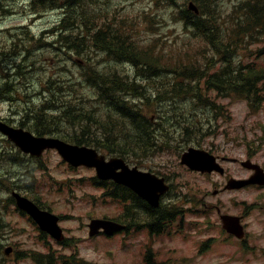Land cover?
<instances>
[{"label": "trees", "instance_id": "obj_1", "mask_svg": "<svg viewBox=\"0 0 264 264\" xmlns=\"http://www.w3.org/2000/svg\"><path fill=\"white\" fill-rule=\"evenodd\" d=\"M164 1L172 12V17L199 39V43L195 45V51L200 52L197 61H193L194 58L186 59V63H171L174 51L170 46H165L163 51H159L160 48L151 50L153 43L147 41L143 32L139 31L140 18L137 20L127 13H120L114 7L109 8L108 1L103 7L97 4V0H37L40 9L52 10L56 7L58 12H61L57 32L59 45L55 49L62 53L67 51L69 54L74 50L73 55L86 57L83 68L77 74L80 80L77 86L84 91L78 90L74 104L69 102L74 93L73 83L66 78L61 79L62 85L67 82L69 86L68 91L64 93V88L58 86L57 80L51 82L54 84V101H58L59 97L62 108L58 113L50 112L52 115L44 120L43 130L36 129L38 134H50L55 131L62 134L65 126H79L81 135L88 138L71 139L63 136L74 143L105 149L111 154L128 156L129 151H134L139 153L138 155H148L157 148V129L154 126L170 124V129H173L182 117L174 106H171L167 113L162 111L158 115L160 121L157 123H153L150 117L144 114L143 109L152 104L144 83L154 78H190L194 83L191 89L181 86L178 81L163 84V91L171 92L175 98H194L196 92L201 91L199 87H204L205 84L206 87L214 85L224 96L233 91L254 98L260 96V99L264 100V70H259L256 64L241 65L240 57L243 51L240 49L241 40L245 44L253 37L257 40L264 39V0H242L237 8L238 22L227 30L219 23L223 17L218 15L215 0H192L199 12L197 15L188 9V0ZM66 31L73 32L72 36L76 41L67 37ZM205 47L207 51H204ZM4 50L0 48V54H3ZM158 52L160 55L165 54V57L160 59ZM99 53L107 55L111 61L103 71H96L95 65L90 63V55ZM182 55L188 58L185 51ZM217 61L221 67L213 72ZM97 64L99 65V62ZM126 67L139 73L140 78L144 80L137 86L126 87L125 81L130 75L129 71L124 70ZM62 70L70 72L63 67ZM63 76L66 77V74ZM199 80L203 83L199 84ZM112 82H115L114 87H110ZM151 83L149 82V86ZM100 85L104 88L100 89ZM169 85L171 89H167ZM159 98V103L164 105V95ZM91 99L96 105H86ZM50 101L52 99L47 100L45 104ZM188 115L194 118L193 113ZM101 116L104 121L100 119ZM111 116H117V121L121 118L128 123L123 128L124 134L121 129L114 128L110 122ZM61 117L65 120L63 124ZM189 124H193V121ZM101 137L104 140H101ZM129 145L130 150L126 148Z\"/></svg>", "mask_w": 264, "mask_h": 264}, {"label": "rangeland", "instance_id": "obj_2", "mask_svg": "<svg viewBox=\"0 0 264 264\" xmlns=\"http://www.w3.org/2000/svg\"><path fill=\"white\" fill-rule=\"evenodd\" d=\"M150 1L111 0L110 7H116L121 9L122 12H127L134 16L141 12L146 17L152 16L148 20L150 24L149 31L155 35L154 39L159 40L158 43L160 44L168 41L167 36L177 41L180 40L184 35L183 29L178 26H166L168 23L171 25L170 22L166 24L157 22V20L160 21V18H163L164 22L168 21V11L165 8L164 1H153L154 4H151ZM221 2L224 10L231 6V0H221ZM52 10L54 12L59 11L56 7ZM6 18L7 15H0V21ZM23 22L22 18L13 19L7 25L17 26L23 24ZM2 25L4 26L5 24L2 23L0 26ZM39 34L42 36V31ZM65 34L76 41V38L72 36L74 35L73 32L66 31ZM189 38V41H192V37L189 36ZM184 39L186 38L184 37L182 40ZM18 56L22 62L19 73L26 79L28 76V64L25 60L26 54L23 49H20ZM49 63L51 64L52 61L49 60ZM106 66V63L101 62L95 70L103 71ZM102 74L104 75L105 73ZM140 77L139 73L134 70L131 71L125 81V86L139 85L144 80ZM114 86L115 82H112L110 87ZM103 88L104 86L100 85V89ZM0 91L5 94L8 92L2 82H0ZM28 97L30 99L33 98L32 95H28ZM211 98H213L212 94ZM174 101H178V98H174ZM220 102V100L217 101V103ZM45 103H41L38 108L23 109L20 122L42 131L43 122L48 119L50 112L58 113L62 108V102L59 101L52 100L49 104ZM222 103L229 111L230 118L222 123L219 116L217 117L221 128L216 129L215 132H209L210 139L206 140L207 136H205L200 140L199 145L191 144L180 152L174 151L170 147V141L167 139L168 149L165 152L157 155L151 161L140 160L143 162L142 166L146 167L145 169H141L139 164H132L143 171L163 170L162 174L173 177L172 182L175 186L181 183H188L189 192L186 197L192 200L193 203H196V194H199L197 189L208 190L207 204L217 205L221 214L244 217L247 224L248 239L243 244L227 240L220 230L218 214L210 212L209 206H207V217L200 222V232L204 234L202 239L206 240L207 243L205 249L201 253L198 252L196 246L198 226H193L194 223L189 220L191 226L187 225L184 232L187 233V237L184 235L165 236L163 240L158 239L156 241L157 252L161 251L159 257L156 258L158 261L166 260L169 261V264H264V190L249 189L224 192L212 197V191L218 186L211 185V183L220 182L219 175L215 174L208 177L194 175L179 164L180 154L188 147H194L208 151L214 156L236 159L239 162L254 156L256 161L264 165V104L252 107L244 98L237 96L222 100ZM15 111L16 109L11 107L10 112L14 113ZM194 119H192V116H185L181 121L183 124H188ZM64 121V118L61 117L62 124ZM166 127L170 128V124H167ZM41 161L34 164L33 167L46 168L48 172H43L38 179L33 175L30 181L33 184L29 189L53 187L58 190L60 184L63 186L68 185L73 189L71 194L62 191L47 193L49 194L48 205L52 208V211L62 215L65 214L66 218L63 226L70 237H75L74 244L77 254L95 264L140 263L142 256L140 255V258H138V248L135 245H140V243L136 241V237L123 238L116 236L112 239L103 237L89 239L87 236L88 229H86V224L89 222L90 217H115L119 215L121 206L120 204L109 202V199H107L108 201L100 199L99 195L102 190L92 186L89 181L94 176V171L82 168L78 172H69L62 165L59 156L53 151L45 153ZM221 164L227 169L228 173L235 177L242 178L247 175L238 163L222 162ZM12 180L17 186L21 187L24 178L16 174ZM181 189L179 188L180 191ZM2 196L0 194V198ZM173 198L183 199V195H176ZM0 220H2L0 222V264H33L29 259L23 258L21 255L29 253L30 250L36 253L45 252L42 247L43 241L40 240L36 229L23 218L10 213V210L6 209L5 206H0ZM10 246L13 247L14 251H19L17 256L5 255V249ZM171 247H175L178 251V255L174 256L177 260L174 258L170 260L173 257L169 253ZM66 253H69V251H66ZM43 264H50V261L43 260Z\"/></svg>", "mask_w": 264, "mask_h": 264}, {"label": "water", "instance_id": "obj_3", "mask_svg": "<svg viewBox=\"0 0 264 264\" xmlns=\"http://www.w3.org/2000/svg\"><path fill=\"white\" fill-rule=\"evenodd\" d=\"M18 143L27 151L34 155H40L43 149H56L60 155L66 160L77 166L84 164L87 166H95L97 168L99 177L101 178H114L117 182L127 185L130 189L142 196L150 199L152 202H157L158 192H164L165 188H162L156 181L147 178L146 175H141L135 170L128 171L123 166L122 162L118 161L116 165L105 164L103 158L96 156L95 152L86 150L84 148H78V146L69 145L59 139L45 138V137H33L28 132L16 131ZM16 138H14L15 140ZM195 152L192 150L188 154L183 156V163L188 164L191 168L211 171L213 168L212 159L205 154H201L200 158L194 157ZM117 168H122V172L118 175H114ZM238 187L235 183H230L229 188ZM225 227L234 233L239 232L238 219L232 217H222ZM102 222L94 221L91 225L93 232L97 229ZM47 228L52 227L47 223ZM92 232V233H93ZM91 233V234H92Z\"/></svg>", "mask_w": 264, "mask_h": 264}, {"label": "flooded vegetation", "instance_id": "obj_4", "mask_svg": "<svg viewBox=\"0 0 264 264\" xmlns=\"http://www.w3.org/2000/svg\"><path fill=\"white\" fill-rule=\"evenodd\" d=\"M16 119H17V117H13L12 119H10V118H7V117L0 116V120L1 121H5V122H7L8 124H10L11 126H14V127L17 126V124H18ZM0 145H1V147H0L1 150H3L4 147H5V146H3V145H5V140L3 138H1V137H0ZM23 173L24 172H22L21 177H23Z\"/></svg>", "mask_w": 264, "mask_h": 264}]
</instances>
